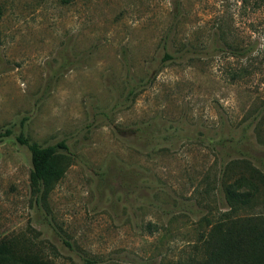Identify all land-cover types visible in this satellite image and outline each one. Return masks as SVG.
Wrapping results in <instances>:
<instances>
[{
  "label": "rangeland",
  "instance_id": "374dc122",
  "mask_svg": "<svg viewBox=\"0 0 264 264\" xmlns=\"http://www.w3.org/2000/svg\"><path fill=\"white\" fill-rule=\"evenodd\" d=\"M0 9V242L52 264L183 260L198 219L226 210L221 183L264 164V4ZM19 138L65 143L54 186L30 183Z\"/></svg>",
  "mask_w": 264,
  "mask_h": 264
},
{
  "label": "trees",
  "instance_id": "16d2710c",
  "mask_svg": "<svg viewBox=\"0 0 264 264\" xmlns=\"http://www.w3.org/2000/svg\"><path fill=\"white\" fill-rule=\"evenodd\" d=\"M258 1L264 4V0ZM164 58L171 59L168 54ZM19 140L30 153V183L47 189L54 186L72 161L65 143L39 146ZM229 167L222 175L227 177ZM244 167L246 174L221 183L226 210L217 216L209 213L198 219L199 227L207 228L191 243L185 258L176 264H264V212H257L258 207H264V164L257 168L248 164ZM0 264L52 263L16 252L14 246L0 242Z\"/></svg>",
  "mask_w": 264,
  "mask_h": 264
}]
</instances>
